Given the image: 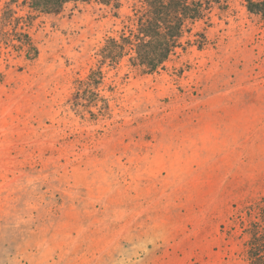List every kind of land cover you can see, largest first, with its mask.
I'll list each match as a JSON object with an SVG mask.
<instances>
[{"label":"rangeland","instance_id":"rangeland-1","mask_svg":"<svg viewBox=\"0 0 264 264\" xmlns=\"http://www.w3.org/2000/svg\"><path fill=\"white\" fill-rule=\"evenodd\" d=\"M9 1L0 264H248L264 206V16L247 0H214L164 67L145 73L99 55L135 28L138 0L31 12L33 59L5 39ZM98 69L100 83L78 89Z\"/></svg>","mask_w":264,"mask_h":264},{"label":"trees","instance_id":"trees-1","mask_svg":"<svg viewBox=\"0 0 264 264\" xmlns=\"http://www.w3.org/2000/svg\"><path fill=\"white\" fill-rule=\"evenodd\" d=\"M79 0H10L5 6L2 19L4 22H15V31L4 34L7 41H16L12 46L16 50H24L27 59H33L38 49L33 42L27 27L34 15L31 12L58 14L70 2ZM105 5L112 4L118 9L120 3L116 0H97ZM138 8H134L136 16L135 28L122 30L118 37L111 36L99 50L102 62L117 64L127 57L130 65L140 68L145 73H152L163 68L165 62L175 54L176 49L183 44V38L192 30V25L203 18L212 7L214 0H138ZM248 9L264 16V0H247ZM12 4L20 10L27 8L25 15L12 8ZM196 41L204 44L205 35L196 33ZM10 37V38H9ZM102 78L100 69L92 70L86 80H79L78 89L95 88ZM98 97L97 92H92ZM264 200V198H263ZM260 220L250 224V239L248 245V264H264V206L260 205Z\"/></svg>","mask_w":264,"mask_h":264}]
</instances>
